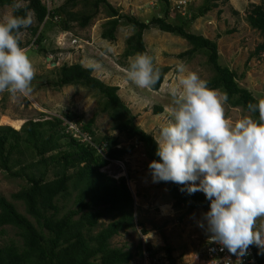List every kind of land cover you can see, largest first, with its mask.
Segmentation results:
<instances>
[{
  "label": "trees",
  "instance_id": "obj_1",
  "mask_svg": "<svg viewBox=\"0 0 264 264\" xmlns=\"http://www.w3.org/2000/svg\"><path fill=\"white\" fill-rule=\"evenodd\" d=\"M26 1L27 4L14 9L18 0H0V8L11 7L12 14L20 16L31 12L36 25L27 29L32 35L44 23L62 31L70 30L73 23L84 28L102 7L107 18L102 25V39L114 41L121 25L133 28L132 35L125 41V59L137 53H147L143 33L155 27L189 44V49L178 57L190 58L196 53L206 56L213 71L208 85L227 93V103L231 107L249 112L248 103L258 102L250 91L238 84L236 73L219 63L216 42L186 29L190 22L218 7L220 0H202L195 11L177 18L175 24L167 20L170 15L167 2L163 16H152L145 23L130 14H121L107 0H64L59 6L52 3L50 11L41 0ZM79 3L88 7L87 12L72 10ZM251 6L247 23L264 35V7L262 4ZM47 15L50 20L44 21ZM54 16L58 19L54 20ZM39 35L35 40L38 44L42 39ZM20 44L24 48L28 42L21 39ZM39 51L44 53L41 47ZM261 51H264V43L258 45L251 55H258ZM128 64H123L126 69ZM160 68L161 80L151 90L159 88L168 71L167 67ZM92 71L80 63L63 64L54 71L55 78L49 84L54 89L80 86L96 92L101 99L99 112L112 118L113 129L142 143L150 162L159 160L155 139L135 124V116L118 96V87L104 83L93 76ZM162 110L161 106L156 107L154 114H160ZM249 113L253 119H258V112ZM45 117L26 120L18 130L0 125V172L21 180L19 190L9 199L0 194V232L5 234L3 227L9 226L16 236V239L0 243V264H129L135 256L142 258L144 253L153 258L151 247L141 242L136 246V253L125 246L116 247L110 243L121 231L134 228V202L125 179H115L101 169L111 161L121 160L133 146L117 148L115 138L97 139L92 128L96 114L83 124L68 114ZM67 122L79 125L90 136V142L79 141L67 132ZM160 184L167 188L174 207L187 205L189 211L198 207L210 209V201L204 193L182 191V185L171 181H160ZM62 200L71 201L72 206L60 203ZM15 202L23 206L24 212L18 210ZM101 220L108 222L105 224ZM251 247L257 263L264 264V254L255 245ZM166 251L170 253L169 248Z\"/></svg>",
  "mask_w": 264,
  "mask_h": 264
},
{
  "label": "rangeland",
  "instance_id": "obj_2",
  "mask_svg": "<svg viewBox=\"0 0 264 264\" xmlns=\"http://www.w3.org/2000/svg\"><path fill=\"white\" fill-rule=\"evenodd\" d=\"M63 1L54 0L53 3L59 6ZM107 1L121 14H130L145 23L152 16H163L167 2L170 9L167 20L173 24L178 21L177 18L195 11L202 3V0ZM18 3L25 5L27 1L18 0ZM252 4H262L264 7V0H220L218 7L190 22L186 29L215 41L219 63L234 71L238 84L259 100L264 98V51L258 55L251 53L264 43V35L247 23L246 16L252 9ZM72 10L87 12L88 7L79 3ZM8 14H12L11 7L0 8V18ZM106 20V14L101 7L84 28L73 23L70 30L63 32L57 26L44 23L39 26L35 35L28 29L24 30L21 39L28 42L24 49L36 68V76L32 82L33 91L27 98H14L8 93L0 94V125L10 126L3 122L4 117L23 123L29 119L62 117L65 114L83 124L96 114L92 128L97 139L106 136L115 138L117 148L133 146L121 160L111 161L101 169L115 179L123 177L134 202V228L115 235L110 240L111 245L125 246L133 253H136V246L140 242L151 247L153 258L145 253L142 258L135 256L129 264H196L204 232L200 225L208 209L199 207L189 211L187 205L178 208L173 206V199L167 188L152 178L150 161L145 155L142 143L113 129L112 118L99 112L98 102L101 99L96 92L80 86L54 89L49 82L55 78L54 71L63 64L85 65L89 61L97 62L99 67L92 71V75L108 85L118 87V96L135 116V124L154 138L157 129L170 120L172 103L167 89L178 82L176 65L182 62L187 70L195 71L206 81L213 76V71L203 53H196L190 58L178 57V54L190 47L184 39L150 27L143 33L147 54L154 57L156 66L167 67L168 71L157 90L140 89L127 82L126 67L123 65L133 58L123 57L125 41L132 35L133 28L119 26L115 40L108 41L100 36ZM35 25L34 18L31 26ZM39 33L42 39L38 44L35 40ZM40 47L44 53L39 51ZM159 106L162 107V112L154 114L155 108ZM225 114L232 121L245 117L253 119L248 111L231 107L228 103L225 105ZM19 183L21 180L0 172L1 195L9 199L12 193L19 190ZM72 198L71 196L70 200ZM60 203H66L67 207L72 206L71 201L62 200ZM16 206L19 211L24 212L20 203H16ZM103 222L106 224L108 221ZM3 229L6 233L0 232V243L7 242L10 238L16 239L14 229L9 226H4ZM166 248L170 249V253H167Z\"/></svg>",
  "mask_w": 264,
  "mask_h": 264
},
{
  "label": "clouds",
  "instance_id": "obj_3",
  "mask_svg": "<svg viewBox=\"0 0 264 264\" xmlns=\"http://www.w3.org/2000/svg\"><path fill=\"white\" fill-rule=\"evenodd\" d=\"M33 22L31 13L0 18V94L27 98L33 91L36 68L20 44L22 30ZM82 66L99 67L95 61ZM176 71L178 82L167 89L170 120L154 136L160 159L149 163L152 178L182 185L189 193L202 191L210 209L200 226L204 230L206 224L210 240L233 255L239 258L253 245L264 250V98L247 105L258 119L232 121L225 114L227 93L209 87L182 62ZM161 75L147 53L135 54L126 69L127 82L140 89L154 88Z\"/></svg>",
  "mask_w": 264,
  "mask_h": 264
},
{
  "label": "built area",
  "instance_id": "obj_4",
  "mask_svg": "<svg viewBox=\"0 0 264 264\" xmlns=\"http://www.w3.org/2000/svg\"><path fill=\"white\" fill-rule=\"evenodd\" d=\"M42 2L47 7V10L50 11L52 0H42ZM54 19L56 20L57 16ZM66 130L79 141L90 142V136L74 122H67ZM203 231L201 249L196 257V264H257L253 248L250 247L245 255L238 258L230 253L227 248L210 240L211 233L207 231L206 224ZM261 251L264 252V250Z\"/></svg>",
  "mask_w": 264,
  "mask_h": 264
},
{
  "label": "bare ground",
  "instance_id": "obj_5",
  "mask_svg": "<svg viewBox=\"0 0 264 264\" xmlns=\"http://www.w3.org/2000/svg\"><path fill=\"white\" fill-rule=\"evenodd\" d=\"M3 122H5L7 125H10L14 129H20L21 125L23 124L20 120H12L4 117ZM145 254V253H144Z\"/></svg>",
  "mask_w": 264,
  "mask_h": 264
}]
</instances>
